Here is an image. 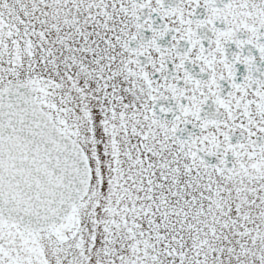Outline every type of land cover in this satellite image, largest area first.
Segmentation results:
<instances>
[{"label":"snow or ice","instance_id":"6c2138e0","mask_svg":"<svg viewBox=\"0 0 264 264\" xmlns=\"http://www.w3.org/2000/svg\"><path fill=\"white\" fill-rule=\"evenodd\" d=\"M0 264H264V0H0Z\"/></svg>","mask_w":264,"mask_h":264}]
</instances>
